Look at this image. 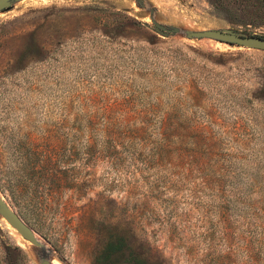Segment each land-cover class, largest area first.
<instances>
[{"label": "rangeland", "instance_id": "1", "mask_svg": "<svg viewBox=\"0 0 264 264\" xmlns=\"http://www.w3.org/2000/svg\"><path fill=\"white\" fill-rule=\"evenodd\" d=\"M208 28L264 36V2L0 11V184L50 199L39 222L0 190L38 241L0 216L6 260L95 264L116 232L141 264H264V51L184 36Z\"/></svg>", "mask_w": 264, "mask_h": 264}, {"label": "trees", "instance_id": "2", "mask_svg": "<svg viewBox=\"0 0 264 264\" xmlns=\"http://www.w3.org/2000/svg\"><path fill=\"white\" fill-rule=\"evenodd\" d=\"M262 1L264 2V0ZM47 170V172L50 171L51 175L54 174V169L52 167ZM0 190H7L8 195L15 205H19V207L23 208V210H21L23 215L29 213V215L34 216L39 222L41 221L40 216L46 212L50 203L49 198L40 199L39 197H36L32 193L34 192V188H31L29 185L22 184L21 186H18L14 193L10 186L0 184ZM37 231L40 232V230ZM5 248L6 247L3 244H0V264H11L9 260H6L7 256ZM94 261L95 264H141L143 260L136 252H134L128 244L125 236L116 232H110L107 234L100 249L95 254Z\"/></svg>", "mask_w": 264, "mask_h": 264}, {"label": "water", "instance_id": "3", "mask_svg": "<svg viewBox=\"0 0 264 264\" xmlns=\"http://www.w3.org/2000/svg\"><path fill=\"white\" fill-rule=\"evenodd\" d=\"M18 0H0V11L7 9L12 3ZM151 30L160 34H174L179 29L175 26H165L153 19H151ZM184 36L186 38H209L217 41H222L228 44H235L247 48L258 49L264 51V36L245 34L232 28L219 29H198L185 30ZM0 216L25 240L32 245H37L38 241L35 238L33 230L28 224L13 210L7 202L0 195ZM41 264H51L49 260H42Z\"/></svg>", "mask_w": 264, "mask_h": 264}, {"label": "snow or ice", "instance_id": "4", "mask_svg": "<svg viewBox=\"0 0 264 264\" xmlns=\"http://www.w3.org/2000/svg\"><path fill=\"white\" fill-rule=\"evenodd\" d=\"M45 2H47V0H45Z\"/></svg>", "mask_w": 264, "mask_h": 264}]
</instances>
